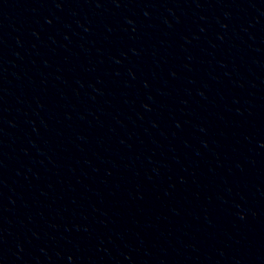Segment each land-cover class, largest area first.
Masks as SVG:
<instances>
[{
	"label": "water",
	"instance_id": "95a60500",
	"mask_svg": "<svg viewBox=\"0 0 264 264\" xmlns=\"http://www.w3.org/2000/svg\"><path fill=\"white\" fill-rule=\"evenodd\" d=\"M0 264H264V0H0Z\"/></svg>",
	"mask_w": 264,
	"mask_h": 264
}]
</instances>
